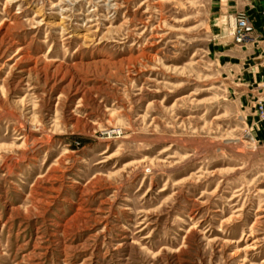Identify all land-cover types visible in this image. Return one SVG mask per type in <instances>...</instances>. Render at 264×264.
I'll return each instance as SVG.
<instances>
[{
	"label": "rangeland",
	"instance_id": "obj_1",
	"mask_svg": "<svg viewBox=\"0 0 264 264\" xmlns=\"http://www.w3.org/2000/svg\"><path fill=\"white\" fill-rule=\"evenodd\" d=\"M247 1L0 0V264H264Z\"/></svg>",
	"mask_w": 264,
	"mask_h": 264
},
{
	"label": "built area",
	"instance_id": "obj_2",
	"mask_svg": "<svg viewBox=\"0 0 264 264\" xmlns=\"http://www.w3.org/2000/svg\"><path fill=\"white\" fill-rule=\"evenodd\" d=\"M264 18V9L261 11ZM255 26L246 12H240L235 16V24L232 27L231 35L240 44L254 40ZM258 122L264 127V97L257 101ZM264 141V139H263Z\"/></svg>",
	"mask_w": 264,
	"mask_h": 264
},
{
	"label": "crops",
	"instance_id": "obj_3",
	"mask_svg": "<svg viewBox=\"0 0 264 264\" xmlns=\"http://www.w3.org/2000/svg\"><path fill=\"white\" fill-rule=\"evenodd\" d=\"M245 4V10L255 26L254 37L257 42L263 45L264 51V18L261 15V10L264 9V0H248ZM257 67V70H264V61L258 64Z\"/></svg>",
	"mask_w": 264,
	"mask_h": 264
},
{
	"label": "bare ground",
	"instance_id": "obj_4",
	"mask_svg": "<svg viewBox=\"0 0 264 264\" xmlns=\"http://www.w3.org/2000/svg\"><path fill=\"white\" fill-rule=\"evenodd\" d=\"M234 24H235V19L232 20V25L234 26Z\"/></svg>",
	"mask_w": 264,
	"mask_h": 264
}]
</instances>
